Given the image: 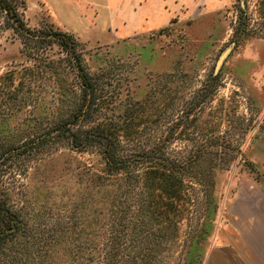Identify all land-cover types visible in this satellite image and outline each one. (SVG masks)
I'll use <instances>...</instances> for the list:
<instances>
[{"label": "rangeland", "instance_id": "obj_1", "mask_svg": "<svg viewBox=\"0 0 264 264\" xmlns=\"http://www.w3.org/2000/svg\"><path fill=\"white\" fill-rule=\"evenodd\" d=\"M13 4L26 28L69 33L89 70L111 69L113 80L120 81L92 123L128 133L131 129L120 131V124L132 122L128 146L172 156L200 150L223 154L211 198L196 184L187 188L193 200L175 224L157 213L138 219V198L125 196L124 175L105 169L98 148L79 151L64 133L45 144L24 145L48 129L49 118L56 123L66 117L58 112L57 86L47 73L32 76L25 104L0 93V151L17 148L0 165V190L23 218L35 264H204L214 245L264 237V0H184L179 17L140 31L129 24V0ZM243 8L244 34L236 32ZM11 24L0 11V75L31 67L29 54L40 50L53 58L66 56L57 43L41 45ZM231 43L214 98L188 107ZM65 63L69 82L79 88ZM41 91L45 104H38ZM125 107L132 115L120 113ZM92 185L98 190L94 197ZM98 201L102 207L91 212L89 204ZM49 249L54 256L48 257ZM1 262L8 264L4 256Z\"/></svg>", "mask_w": 264, "mask_h": 264}, {"label": "trees", "instance_id": "obj_2", "mask_svg": "<svg viewBox=\"0 0 264 264\" xmlns=\"http://www.w3.org/2000/svg\"><path fill=\"white\" fill-rule=\"evenodd\" d=\"M0 11L5 15L6 21L12 22L13 28L24 33L26 38L36 39L42 43L41 45L51 40L66 51L63 58H53L43 50L36 55L30 53L29 60L33 63L31 67L7 70L0 75V93H7L13 100L20 99L21 104H25L30 97L28 87L32 84V76L35 78L47 73L57 86L53 99H57L58 112H66V117L57 120L56 123L49 118L48 129L37 139L25 142L26 147H31L34 141L37 144H45L64 133L70 145L79 151L98 148L99 160L105 169L111 168L116 174L124 175L121 188L125 196L138 198L139 202L137 201L135 208L138 219H146L148 215L150 218L152 213H157L163 217L166 224H175L176 217L187 213L193 200L187 188H193L196 184L204 189L206 197L211 198L212 192L209 189L215 185V178L219 172L217 162L223 154L213 155L200 150L185 156H172L160 149L147 150L126 145L131 143L129 136L132 122L120 124L123 126L120 131L131 129L128 133L119 132V127H111L110 124L92 123L94 115L101 114L102 109L104 111L107 109L103 104L107 92H111L120 82L118 79L113 80V71L104 68L95 72L89 70L76 48V41L65 31L58 29L50 32L45 29L32 31L26 28L13 0H0ZM244 12L245 8L241 9L237 33L248 32L247 18L242 14ZM66 61L74 70L79 88H75L68 80V74L64 70ZM222 73V68L218 73H214V70L209 72L201 87L189 98L186 105L193 109L203 102L211 101L221 85ZM41 93L38 104H45L47 98L42 91ZM119 111L132 115L131 107L120 108ZM187 117L189 116L186 115V121ZM181 123L182 120L178 121L173 129L178 128ZM14 149L17 148L8 147L0 151V165L8 161ZM97 191L95 185L89 187V193H92L93 197ZM89 205L90 211L95 212L103 204L98 201ZM120 217L124 218L123 213ZM23 225V218L7 204L0 190V258L4 256L8 264H35L31 260L30 249L26 244L28 235ZM135 225L137 228V224ZM8 245L14 247V251L6 252ZM53 251L48 250V257L54 256Z\"/></svg>", "mask_w": 264, "mask_h": 264}, {"label": "crops", "instance_id": "obj_3", "mask_svg": "<svg viewBox=\"0 0 264 264\" xmlns=\"http://www.w3.org/2000/svg\"><path fill=\"white\" fill-rule=\"evenodd\" d=\"M183 2L184 0H129V24L137 31L163 26L183 13ZM123 6L125 7V3ZM204 264H264V237L251 239L246 243L214 245Z\"/></svg>", "mask_w": 264, "mask_h": 264}, {"label": "water", "instance_id": "obj_4", "mask_svg": "<svg viewBox=\"0 0 264 264\" xmlns=\"http://www.w3.org/2000/svg\"><path fill=\"white\" fill-rule=\"evenodd\" d=\"M242 4H244V2L242 1ZM234 49V44L231 43L229 44L224 50L223 52L220 54L215 68H214V73H218L220 71V69L222 68L223 64L225 63L227 57L230 55V53L233 51Z\"/></svg>", "mask_w": 264, "mask_h": 264}]
</instances>
